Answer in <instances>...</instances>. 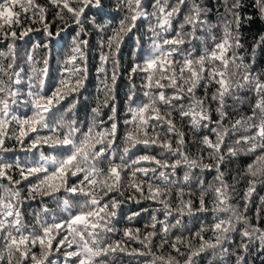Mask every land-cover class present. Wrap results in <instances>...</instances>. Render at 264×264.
<instances>
[{
    "label": "snow or ice",
    "instance_id": "1",
    "mask_svg": "<svg viewBox=\"0 0 264 264\" xmlns=\"http://www.w3.org/2000/svg\"><path fill=\"white\" fill-rule=\"evenodd\" d=\"M47 3L56 9L59 20L67 24V14L81 28L72 38L62 60L60 78L49 92H45L47 56L42 59V68L36 66L40 62L36 49L47 50L48 44L36 43L26 52L25 61L31 74L26 86L29 99L25 103L31 105L32 114L18 117L12 114L11 106L22 94L24 69L17 64L15 42L33 31L42 30L52 37L66 28L53 33L46 22L48 8L38 0H0V37L12 41L6 53L0 52V153L14 151L7 147L9 139H15L26 152L43 146L52 150L49 154L40 151L37 160L26 164L0 159V181H7L0 183V264H53V252L62 250L65 264H120L119 254L151 257L146 264H181L177 257L184 258L183 264H197L198 258L208 255L207 264H220L219 258L229 254L226 245L231 244L233 233L240 237L231 253L234 264H246L242 253L248 252L257 241L264 247V227L246 214L257 184L264 186V79L261 78L264 73L253 74L238 54L243 47L239 31L242 0H232L231 4L223 0L224 13L220 14L219 25L208 23L204 17L210 9L198 0H153L150 13L144 0H119L118 7L125 15L111 28V35L99 41L97 73L103 74V78L98 91L103 98L97 97L86 125L65 116L74 113L75 98L88 78L85 49L89 42L81 38L86 10L103 7L102 0H47ZM255 3L264 14V0ZM182 13L183 18L174 26ZM148 17L154 20L148 29L150 48L145 52L143 42L137 39L135 59L128 70L129 116L124 120L126 130L121 137L115 93L122 45L134 34L137 21ZM90 22L100 32L108 27L98 24L95 18ZM34 24H40L41 28L31 27ZM216 27L222 29V35L212 36L213 46L205 45L197 53L193 41L203 43L197 32ZM260 44L264 45V37ZM136 78L141 80L142 98L133 82ZM210 85L216 86L211 96ZM201 88L202 96L197 94ZM241 90L251 93L254 101L252 96L248 97L250 114L233 121L229 119L228 100L241 101L237 95ZM70 98L72 102L64 115L53 121L54 110H59ZM104 109L111 113L107 120L102 118ZM185 121L190 139L183 128ZM13 123L16 129L11 128ZM205 129L207 134L201 135ZM45 130L47 134H43ZM237 133L248 134L239 135L231 146L227 145L226 140ZM25 139L29 140L27 147ZM191 145H199L195 154L190 152ZM140 146L158 152L136 155L134 150ZM57 151L59 155L52 154ZM241 152L255 157L245 170L248 180L242 197L244 203L238 207L230 202L235 187L227 182L222 166L227 158ZM14 168L19 172V180L10 174ZM196 170H214L216 175L212 182L206 183ZM22 182H27L26 192L20 187ZM195 188H199L198 196ZM126 191L131 195L125 197ZM62 192L68 195L61 198L58 194ZM209 193L211 206L206 202ZM45 197L57 201L66 216L61 218L52 213L43 202ZM37 198L41 200V209L34 214L35 223L28 224L23 206ZM73 198L77 203H73ZM126 200L137 204L155 202L162 206L155 211L162 213L164 219L151 215L145 231L124 227L122 237L113 239L121 231L116 227L117 216ZM260 200L257 212L264 214V197ZM144 212L149 209L141 208L126 219L130 222ZM200 213H211L213 222L201 224L199 230L188 236L169 235L173 229L185 226L186 217ZM206 232L212 233L210 239H205ZM157 238L159 242L154 243ZM129 242L138 243L141 248H130ZM165 246L171 249L166 255L153 251L154 247L163 250Z\"/></svg>",
    "mask_w": 264,
    "mask_h": 264
},
{
    "label": "trees",
    "instance_id": "2",
    "mask_svg": "<svg viewBox=\"0 0 264 264\" xmlns=\"http://www.w3.org/2000/svg\"><path fill=\"white\" fill-rule=\"evenodd\" d=\"M40 4L45 5L48 8L46 22L50 25V30L53 33H56L60 28H66L65 31L60 32V34L53 35L52 37H48L46 33L41 31H33L30 32L28 36L24 37L22 40H17L16 44V53H17V64L20 68L24 69L22 74V87H21V95L17 97V103L11 106L12 114L18 117L30 116L32 114V108L30 104L25 103L29 99L26 95L27 93V84H28V76L31 74L30 66L25 61L26 52L31 51L32 47L36 43H46L48 44V49L45 50L43 48L36 49V59L40 61L37 63V68H42V59L47 56L49 59V70L48 76L45 78V92H49L53 89L62 72V60L64 58L65 53L68 51L72 38L76 35L77 32L80 31L81 26L76 25L73 21L65 14L67 24L63 21L59 20L55 15L56 9H54L50 4L47 3V0H38ZM175 2V0H173ZM204 7L210 9L207 13V16L204 17L207 19L209 24L219 25L220 23V14L224 13L223 0H198ZM229 4L232 3V0H228ZM145 7L147 11L150 13L152 11L151 4L153 0H144ZM103 7L96 8L92 7L89 10H86L87 19L83 22L84 31L81 33V38L85 39L89 42L88 47L85 49L87 53V69H88V78L85 84V87L81 89L80 93L76 96V108L74 109V113H68L65 116V119L75 118L81 124H85L91 120L92 113L91 109L97 105V97L103 98V93L98 91V87H100V80L103 78V74L98 76L97 68L100 65V53L101 49L99 47V41L102 37H107L111 35V28L115 27L118 21L125 15V11L122 8L118 7L119 0H102ZM243 7L241 8V27L240 37L241 44L243 47L238 50V54L244 58V63L249 65L250 70L253 74H262L264 73V45L260 44V40L264 37V14L261 13L259 7L256 5L255 0H242ZM184 12H187V8L185 7ZM183 14L177 18V21L174 22V26L178 25V22L183 18ZM93 18H95L96 22L100 25H107L103 32L98 31V29L90 22ZM231 19V17H229ZM154 23V20L150 17L141 18L137 21L138 27L134 29V34L130 35L127 41L122 45V52L120 56V69H119V79L117 80L116 86V107H117V118H118V134L122 137L126 128L124 125V120L128 118L129 114L127 112L128 102L126 99V95L129 91V76L128 70L135 59L134 53L138 47L137 39L139 38L144 45L145 52L150 48V40L149 37L151 33L149 32V24ZM25 26H28L27 22ZM34 28H41L40 24L31 25ZM171 35V34H169ZM197 35L203 38V43L199 40H194L193 45L195 46L197 53H199L202 48L206 45L211 48L213 46L214 41L212 40V36L219 38L222 35V29L220 27H216L208 30L198 31ZM11 40H5L0 37V52L6 53L8 51L7 45L11 43ZM185 47H191V45H185ZM7 63V61H4ZM107 69L109 75L112 71V65L109 63L107 65ZM16 70H19L18 68ZM264 79V76L261 77ZM137 85V93L141 95L142 93L140 89L141 80L136 78L133 81ZM215 85H210L208 88V95L211 96V93L215 91ZM198 95H204V89L201 88L197 92ZM238 96L241 97V101H236L229 99L228 103L230 107L227 109L229 112V119L235 120L239 118L241 115H249L251 112L250 102L248 97L252 96L251 93H248L244 90H241L237 93ZM252 100L254 101V96H252ZM72 102L71 98L64 102L63 106L59 108V110L55 111V116L51 119L53 121L58 120L65 113V109ZM212 107L215 108V104L212 103ZM104 114L103 119L107 120V115L111 114L109 109L103 110ZM214 114V119H215ZM181 121L177 118L178 126H181ZM12 129H16L17 125L13 123L11 125ZM183 128L188 133L189 139L191 138V133L188 130L187 122H183ZM43 134H47V130ZM207 134V130H203L201 133ZM241 134L248 133H237L226 140V144L231 146L235 139L238 138ZM214 138V137H213ZM29 143L28 139H25L24 147H27ZM7 147L14 149V151L0 153V159H3L7 163H16L19 162L21 164L30 163L39 158V152L43 151L45 154H49L52 152L50 148L47 146H43L40 150H33L32 152H26L22 150V146L15 140L9 139L7 141ZM199 145H191L190 152L195 154ZM136 155L145 154H157L158 150L153 149H144L143 146H140L138 150H134ZM226 152V148H225ZM59 155V151L52 153ZM259 154V150L257 153ZM255 154L252 153H244L241 152L240 155L236 157L227 158L225 160L224 165L222 166V170L226 174V180L230 185H234L235 191L231 192V203L236 206H242L244 201L242 199L243 193L247 187L248 177L245 175V170L247 165L252 163ZM135 158V157H133ZM147 166V165H145ZM197 171V175L204 179L206 183L212 182L216 173L215 171ZM14 179L19 180V172L15 168L10 173ZM182 170L179 171V175L182 176ZM151 176V173L149 174ZM74 179V178H73ZM159 181H157L158 183ZM0 183H7V181H0ZM22 190L27 188V182H22L20 185ZM196 194H199V188H195ZM61 198L68 195L66 193L58 194ZM131 195V192L126 191L125 197ZM264 197V186L257 184L256 191L253 194V199L249 202V210L246 213L254 223L258 224L261 227H264V214H258L257 209L261 207L260 198ZM124 199V197H120ZM212 199V194L206 197V202H209V206H211L210 201ZM43 202L47 204L48 208L52 213H54L57 217H64L66 213H63L60 209V205L57 201L52 200L51 198L45 197L43 198ZM73 203H77V200L73 198ZM162 207L161 205L152 202V201H142L140 204L133 202L132 200H126L125 203L121 205L119 210L117 220L118 223L116 227L121 231L117 232L113 239H120L122 237V229L124 227H133L140 228L141 231H145V225L151 223V215H156L158 219H164V216L160 212H156L155 209ZM141 208L149 209V212H144L140 216L135 217L132 221H128L126 218L133 213L140 211ZM41 209V200L37 198L36 200L26 201L23 206V212L25 214L26 222L28 224H34V214ZM49 218L50 217H47ZM213 222V217L211 213H200L196 216H189L185 218V226L182 228L173 229L170 232V236H175L179 234H183L185 236L190 235V233L199 230L201 224H211ZM157 228H160V225H157ZM151 230V229H148ZM205 239H210L212 237L211 232L204 233ZM157 240L154 243H158ZM240 242V237L238 233H233V240L230 245H226L229 247V254L224 256L223 258H219L220 264H234V258L231 256V253L236 250V246ZM130 248H141V245L135 242H129ZM71 250V249H67ZM38 251V249H36ZM63 251L61 252H53L51 256V260L53 264H65V258L63 255ZM153 251L157 252V254H167L171 251L170 248L165 246V249L158 250L155 247ZM176 255L175 253H172ZM246 256V264H264V247H261L259 242L252 244L249 251L246 253H242ZM210 257L205 255L203 259L197 260V264H207V260ZM151 257H141V256H128L126 254H119L120 264H146ZM183 264V257H177Z\"/></svg>",
    "mask_w": 264,
    "mask_h": 264
}]
</instances>
